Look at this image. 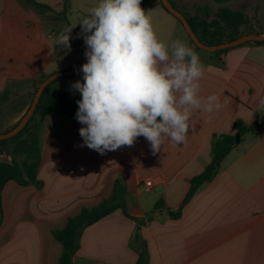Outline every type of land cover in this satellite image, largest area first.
Returning a JSON list of instances; mask_svg holds the SVG:
<instances>
[{
  "label": "crops",
  "instance_id": "1",
  "mask_svg": "<svg viewBox=\"0 0 264 264\" xmlns=\"http://www.w3.org/2000/svg\"><path fill=\"white\" fill-rule=\"evenodd\" d=\"M35 1L51 11L39 13L16 0H0V93L9 82L80 69L87 62L83 36L70 35V49L57 44L65 33L63 21L55 17L62 0ZM173 1L180 5L192 2L193 14L205 6L217 7L209 0ZM99 2L69 0L67 22L81 30L80 18ZM224 6L243 10L248 29L264 34L259 17L264 0H237ZM145 12L159 41L168 46L180 39L190 46L183 28L163 7L152 4ZM197 53L204 73L198 81V95L202 100L213 94L222 101L227 99L219 111L192 110L184 144L169 140L153 154L141 136L131 147L100 154L84 145L79 134L84 125L59 113L42 118L38 132L40 187L20 186L10 180L1 190L0 264H57L61 245L52 232L62 229L82 208L96 206L108 197L119 177L126 187L127 214L143 221L138 233L146 247L147 264H264V130L241 137L214 178L189 199L178 218L167 213L178 209L189 179L210 162L212 135L233 134L236 120L245 124L264 120L260 105L264 99V46L229 48L220 56L223 66ZM82 77L63 78L57 87L81 95L71 86L82 82ZM32 96V87L24 85L0 103V133L17 123ZM146 180L152 181L148 191L139 187ZM157 201L163 207L153 211ZM136 227L119 209L101 218L82 231L73 264H135L137 253L130 240Z\"/></svg>",
  "mask_w": 264,
  "mask_h": 264
},
{
  "label": "clouds",
  "instance_id": "2",
  "mask_svg": "<svg viewBox=\"0 0 264 264\" xmlns=\"http://www.w3.org/2000/svg\"><path fill=\"white\" fill-rule=\"evenodd\" d=\"M78 23L87 62L82 82L71 87L81 94L76 118L88 148L104 154L131 147L142 136L156 154L166 141L187 142L193 109L224 107L226 97L200 98L199 54L180 39L168 46L159 41L141 0H100ZM76 25L57 44L70 49Z\"/></svg>",
  "mask_w": 264,
  "mask_h": 264
},
{
  "label": "trees",
  "instance_id": "3",
  "mask_svg": "<svg viewBox=\"0 0 264 264\" xmlns=\"http://www.w3.org/2000/svg\"><path fill=\"white\" fill-rule=\"evenodd\" d=\"M20 1L26 7L39 13L51 11L49 6L38 3L35 0ZM209 1L217 5L214 10L205 6L201 12L195 14H188L184 11H179L185 17L191 30L200 42L206 45H216L234 40L246 33H254L252 29H248V18L243 10H232L224 6L228 2L237 0ZM152 4H158L161 6L159 0H141V7L144 10ZM171 5L174 7L172 3ZM68 7L69 0H62L61 9L55 14V17L63 21L65 32L71 27L65 17ZM176 21L181 26L180 22L178 20ZM70 35L83 36L84 34L81 30L73 27ZM188 41L196 52L206 54L209 56L210 60L215 62L216 65L223 66V61L220 59V56L224 55L228 49L208 53L194 46L189 38ZM246 44L264 46V41L246 42L241 45ZM64 77L75 78L78 76ZM44 78L45 77H36L23 81H13L7 83L5 88L0 93V103L6 101L13 93V89H18L20 86L29 85L32 87L34 93L35 88ZM61 78L53 80L44 88L32 116L23 129L9 139L0 140V157H9L8 161L0 160V223L1 190L7 181L11 180L20 186H34L36 188H39L41 185L37 179V167L39 164L38 132L42 118L50 113H59L68 117L73 122L79 123L76 118V113L78 110L77 101L81 99V95L69 93L59 89L57 87V83L61 80ZM234 129L235 132L233 134L212 135L210 141V162L205 166L202 172L189 179L188 190L178 209L173 212L167 210L170 218H178L181 208L189 201V199L204 184L210 182L214 178L220 167L221 161L231 151V149L240 142V139L244 134L250 133L252 135H257L264 130V120L260 122H252L250 124H245L241 120H236L234 122ZM125 196V183L124 180L119 177L114 181L112 190L108 197L103 199L96 206L82 208L76 216L66 220L62 229L53 231V238L61 245V254L57 264H73V258L80 246L82 231L86 227L111 214L117 209H119L125 217L134 220L137 224L130 240V246L137 253V260L135 264H147L146 247L144 241L141 240L138 233V226L142 225L143 221L139 218H133L127 214L125 209ZM162 207L163 205L161 201H157L153 207V211Z\"/></svg>",
  "mask_w": 264,
  "mask_h": 264
},
{
  "label": "water",
  "instance_id": "4",
  "mask_svg": "<svg viewBox=\"0 0 264 264\" xmlns=\"http://www.w3.org/2000/svg\"><path fill=\"white\" fill-rule=\"evenodd\" d=\"M159 2L166 12H168L172 17H174L176 20L180 22L182 28L184 29L186 35L188 36L190 41L193 43V45L202 51L213 53L219 50L229 49V48L241 45L246 42L264 41V34L246 33L231 41L223 42V43L216 44V45H206L198 40V38L195 36L193 31L191 30L189 24L187 23L185 17L178 10H176L168 0H159ZM80 69L71 68L67 70L54 72L46 76L35 88L31 102L27 110L25 111V113L21 116V118L17 121V123L12 128L7 130L6 132L0 133V140L9 139L23 129V127L26 125V123L32 116L36 108V105L39 101V98L41 96V93L43 92L46 86H48L53 80L64 77V76H83V73Z\"/></svg>",
  "mask_w": 264,
  "mask_h": 264
},
{
  "label": "rangeland",
  "instance_id": "5",
  "mask_svg": "<svg viewBox=\"0 0 264 264\" xmlns=\"http://www.w3.org/2000/svg\"><path fill=\"white\" fill-rule=\"evenodd\" d=\"M23 8H28V7H26L20 0H16ZM76 1H78L79 2V4L81 3V1L82 0H76ZM171 1V3L175 6V7H180V9L182 10V11H184L185 13H188V14H193L194 13V8H193V6H192V2H188V3H185L186 5H180V3H178V2H176V1H173V0H170ZM29 10H31L32 11V9L31 8H28ZM248 13L251 15V14H253V12L252 11H250V10H248ZM259 17H260V20H261V23H262V25H263V21H264V6L262 7V9H261V11H260V14H259ZM41 21H44L42 18H41ZM190 44V43H189ZM191 46V45H190ZM200 53V52H199ZM200 54H202V53H200ZM63 78H66V77H62L61 79H63ZM58 84V83H57ZM0 160H9V157H4V156H1L0 157Z\"/></svg>",
  "mask_w": 264,
  "mask_h": 264
},
{
  "label": "built area",
  "instance_id": "6",
  "mask_svg": "<svg viewBox=\"0 0 264 264\" xmlns=\"http://www.w3.org/2000/svg\"><path fill=\"white\" fill-rule=\"evenodd\" d=\"M152 186V181L151 180H146L143 181L139 187L144 190V191H148L150 189V187Z\"/></svg>",
  "mask_w": 264,
  "mask_h": 264
}]
</instances>
